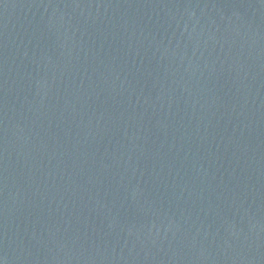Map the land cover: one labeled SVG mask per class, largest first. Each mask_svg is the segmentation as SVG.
Returning a JSON list of instances; mask_svg holds the SVG:
<instances>
[{
  "label": "water",
  "instance_id": "1",
  "mask_svg": "<svg viewBox=\"0 0 264 264\" xmlns=\"http://www.w3.org/2000/svg\"><path fill=\"white\" fill-rule=\"evenodd\" d=\"M0 264H264V0H0Z\"/></svg>",
  "mask_w": 264,
  "mask_h": 264
}]
</instances>
